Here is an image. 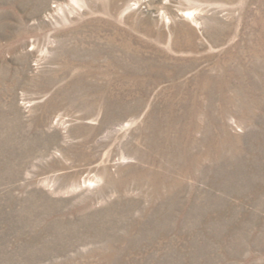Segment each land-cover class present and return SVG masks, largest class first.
Returning a JSON list of instances; mask_svg holds the SVG:
<instances>
[{
    "label": "rangeland",
    "instance_id": "rangeland-1",
    "mask_svg": "<svg viewBox=\"0 0 264 264\" xmlns=\"http://www.w3.org/2000/svg\"><path fill=\"white\" fill-rule=\"evenodd\" d=\"M0 264H264V0H0Z\"/></svg>",
    "mask_w": 264,
    "mask_h": 264
},
{
    "label": "bare ground",
    "instance_id": "bare-ground-1",
    "mask_svg": "<svg viewBox=\"0 0 264 264\" xmlns=\"http://www.w3.org/2000/svg\"><path fill=\"white\" fill-rule=\"evenodd\" d=\"M100 178H101V174L99 175V173H98V175H95V176L88 177V178L84 179V180L82 181V184L86 186L87 184H91V183L99 182L98 180H99ZM83 185H81V182H80V187H82ZM77 186H78V184H77Z\"/></svg>",
    "mask_w": 264,
    "mask_h": 264
}]
</instances>
